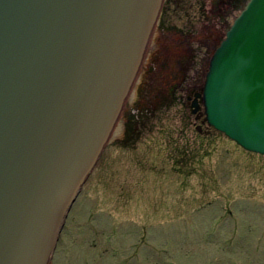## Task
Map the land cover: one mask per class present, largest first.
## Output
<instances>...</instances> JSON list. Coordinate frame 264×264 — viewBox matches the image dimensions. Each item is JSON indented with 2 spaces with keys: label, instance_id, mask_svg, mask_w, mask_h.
<instances>
[{
  "label": "water",
  "instance_id": "1",
  "mask_svg": "<svg viewBox=\"0 0 264 264\" xmlns=\"http://www.w3.org/2000/svg\"><path fill=\"white\" fill-rule=\"evenodd\" d=\"M161 2L0 0V264L46 263ZM201 99L210 124L264 153V0L234 18Z\"/></svg>",
  "mask_w": 264,
  "mask_h": 264
},
{
  "label": "rangeland",
  "instance_id": "2",
  "mask_svg": "<svg viewBox=\"0 0 264 264\" xmlns=\"http://www.w3.org/2000/svg\"><path fill=\"white\" fill-rule=\"evenodd\" d=\"M226 6L162 1L144 57L158 47L167 66L146 75L141 62L48 264H264V153L208 124L203 106L191 111L185 92L175 98L202 84L209 47L239 13Z\"/></svg>",
  "mask_w": 264,
  "mask_h": 264
},
{
  "label": "flooded vegetation",
  "instance_id": "3",
  "mask_svg": "<svg viewBox=\"0 0 264 264\" xmlns=\"http://www.w3.org/2000/svg\"><path fill=\"white\" fill-rule=\"evenodd\" d=\"M156 27H157V30L155 29L154 42L158 43V21H157ZM157 54H158V47L154 48L153 50H150L149 58L145 63V67L147 66V69H144V71L146 72L145 73L146 75L148 72L152 71V68L154 65H157V69H158V56H157ZM181 81H182V78H181V80L179 79V81L177 82V86L181 83ZM180 88H181V93L177 94L175 96V98H179V95H183L185 92V97L187 98V100H190L191 97L189 95L193 92L194 85L192 87V85L189 82H186L185 85L183 84ZM161 92H164V90H161ZM156 97H158V96H156ZM189 97H190V99H188ZM117 128H118L117 130H121L122 129L121 124Z\"/></svg>",
  "mask_w": 264,
  "mask_h": 264
},
{
  "label": "bare ground",
  "instance_id": "4",
  "mask_svg": "<svg viewBox=\"0 0 264 264\" xmlns=\"http://www.w3.org/2000/svg\"><path fill=\"white\" fill-rule=\"evenodd\" d=\"M97 162H98V161H97ZM96 164H97V163H96ZM69 203H70V202H69ZM58 219H61V217H60V218L58 217Z\"/></svg>",
  "mask_w": 264,
  "mask_h": 264
},
{
  "label": "trees",
  "instance_id": "5",
  "mask_svg": "<svg viewBox=\"0 0 264 264\" xmlns=\"http://www.w3.org/2000/svg\"><path fill=\"white\" fill-rule=\"evenodd\" d=\"M235 6V5H234Z\"/></svg>",
  "mask_w": 264,
  "mask_h": 264
}]
</instances>
